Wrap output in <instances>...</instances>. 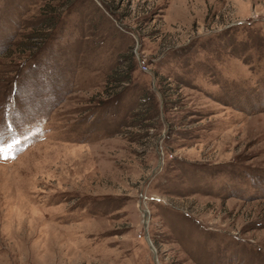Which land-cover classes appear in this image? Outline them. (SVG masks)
Listing matches in <instances>:
<instances>
[{
  "label": "rangeland",
  "instance_id": "1",
  "mask_svg": "<svg viewBox=\"0 0 264 264\" xmlns=\"http://www.w3.org/2000/svg\"><path fill=\"white\" fill-rule=\"evenodd\" d=\"M0 141V264H264V0H0Z\"/></svg>",
  "mask_w": 264,
  "mask_h": 264
},
{
  "label": "snow or ice",
  "instance_id": "2",
  "mask_svg": "<svg viewBox=\"0 0 264 264\" xmlns=\"http://www.w3.org/2000/svg\"><path fill=\"white\" fill-rule=\"evenodd\" d=\"M0 144H2V141H0ZM8 147H11V145H8ZM2 151H3V147L0 146V152H2Z\"/></svg>",
  "mask_w": 264,
  "mask_h": 264
}]
</instances>
